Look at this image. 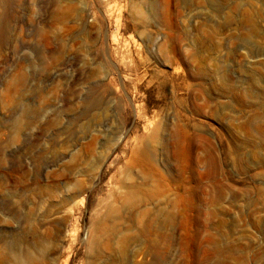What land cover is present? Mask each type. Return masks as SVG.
<instances>
[{
  "label": "rangeland",
  "instance_id": "1",
  "mask_svg": "<svg viewBox=\"0 0 264 264\" xmlns=\"http://www.w3.org/2000/svg\"><path fill=\"white\" fill-rule=\"evenodd\" d=\"M0 264H264V0H0Z\"/></svg>",
  "mask_w": 264,
  "mask_h": 264
}]
</instances>
